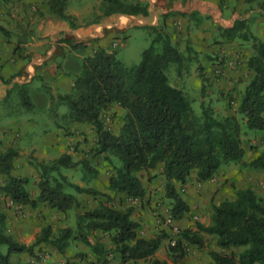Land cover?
Masks as SVG:
<instances>
[{"label": "trees", "instance_id": "obj_1", "mask_svg": "<svg viewBox=\"0 0 264 264\" xmlns=\"http://www.w3.org/2000/svg\"><path fill=\"white\" fill-rule=\"evenodd\" d=\"M67 3L68 0H50L49 8L74 26L73 17L65 11ZM103 6L105 14L115 11L149 13L148 3L142 0H103ZM146 26L155 31V36L150 46L143 50L137 65L127 67L119 61L115 51L98 48L84 57L72 90L59 97L67 104L71 121L93 125L97 134L95 152L104 153L112 162L113 171L106 187L115 194L142 199L146 188L139 172L156 168L162 162L171 216L180 220L190 211V204L177 183L185 184L193 176L199 181H207L223 164L242 160L245 155L242 124L235 115L215 116L210 106H203L200 114L194 111L190 99L181 88L170 83L166 73L171 62L181 67L184 54L163 26ZM247 27V19L239 18L223 31L230 40L248 39L247 33L239 32ZM0 31L8 32L1 24ZM251 36L254 52L248 63L254 75L240 97L237 111L249 129L264 130V38L253 33ZM24 96L23 101L30 104L28 96ZM115 104L123 109V122L118 133L110 130L103 118L104 112ZM18 154L13 146L0 151V173L6 176L0 184V264H15L13 254L32 252L34 246L41 243H52L64 251L75 236L89 244L97 261L103 264H109L116 256L120 263L143 259L149 261L148 264H166L165 260L154 256L164 236H141L140 223L132 217V208L110 205L109 199L79 211L78 235H74L73 228L67 227L54 237L52 227L46 225L32 244L19 242L6 232L8 213L1 205L2 195L18 206L37 207L43 203L66 212L81 208L76 195L67 190L68 186L92 195H97L99 190L68 181L65 175L59 178L54 173H60L62 167L77 164L70 153H63L50 162L38 163L40 189L33 196L28 188L30 178L12 173ZM110 155L116 156L119 163L111 160ZM82 164L86 166L89 162L83 160ZM244 165L264 169V150ZM213 208L212 224L197 223V227L199 231L216 236L221 250L211 251L214 264H264V199L251 187H236L233 199H224ZM96 231L108 234L111 244L101 241ZM187 243L202 245L203 239L199 232L183 230L182 236L170 246L176 264H189L186 261ZM3 246L7 248L6 252L2 250Z\"/></svg>", "mask_w": 264, "mask_h": 264}, {"label": "rangeland", "instance_id": "obj_2", "mask_svg": "<svg viewBox=\"0 0 264 264\" xmlns=\"http://www.w3.org/2000/svg\"><path fill=\"white\" fill-rule=\"evenodd\" d=\"M241 4L239 7L240 17L247 19L248 27L239 32L247 33L248 39L238 37L230 40L219 22H213L204 16H200L201 19L196 17V21L204 24L207 34H200L198 30L192 28L185 35L181 27L173 25V23L174 32L170 30L168 24L163 25V28L174 38V44L184 54L181 67H178L177 63L171 62L166 68L170 83L184 91L190 99L194 111L198 114L201 113L203 106H210L214 115L219 118L237 116L242 124V141L245 147V155L242 160L223 164L211 179L202 182L193 176L185 184L177 183L182 196L190 204V211L183 218L175 220L174 223L168 222V217L171 216V203L170 199L166 197V179L162 173V162L156 168L139 172L146 188V195L142 199H132L124 193L115 194L106 187L108 177L113 171L112 162L106 158L104 153L95 152L97 134L91 124L90 131L86 129L78 131L77 135L80 136V139L69 145V152L67 149L48 160L39 159L32 152H29L24 158L23 154L21 155L18 151L19 154L12 173L27 175L30 178L28 188L33 196L37 195L40 189L38 186L40 181L38 163L40 161L50 162L63 153H70L77 164L70 168L62 167L61 174L54 173L59 178L65 175L68 181L81 186L94 187L99 190V193L92 195L77 192L73 187L68 186L67 190L76 195L81 203V208H71L66 212L53 209L45 204L42 205L43 209H31L27 205L18 206L12 204L2 195L1 205L8 213L6 232L12 234L19 242L26 244H32L46 225L52 227L54 237L67 227L73 228L74 235H78L77 215L79 211L91 209L97 206L101 200L109 199L110 205L132 208V217L135 220L137 218L140 223L139 234L141 236L152 237L159 234L164 236L163 243L154 256L165 260L166 264H176L171 255L170 246L176 243L185 229L199 232L203 239L202 245L186 244V261L189 264H214L211 251L221 250L217 246L216 236L199 231L197 223L212 224L213 205L227 198L233 199L236 187H251L259 197L264 199V169H255L244 165L245 161H249L264 150V130L249 129L242 115L237 111L240 97L254 75L248 63L249 57L254 52V40L251 35L253 33L259 38H264V0H247ZM96 8H99L100 12L106 11L105 6L101 4H97ZM118 36L121 39L127 38V42L125 45L111 46L112 50H115L116 56L122 64L130 67L140 62L142 52L150 46L155 31L146 25H131L126 31L120 32ZM34 93L35 91L31 93L26 86L16 85L9 92V101L19 100L25 109V117L34 120L33 128L38 129L43 128L42 124L46 121V119L44 120L43 105L35 106L30 110V104L23 101L24 95L28 96L27 94H29L33 99L32 94ZM52 107L53 111L67 110L65 118L60 119L61 125L66 127V124L72 122L67 115L68 106L59 95L53 96ZM122 114L123 109L117 104L103 114L107 127L115 133L119 132L122 125ZM8 117L12 116L8 115ZM7 119V117H2L0 126L3 120ZM66 131L72 133L69 127L66 128ZM6 148L4 147L0 151H4ZM110 156L111 160L119 163L116 156ZM23 158L30 164L26 170L20 168L24 162ZM83 160H87L89 164L84 166ZM5 180V174L0 173V184ZM114 194L115 196H112ZM96 235L107 245L111 244L108 234L96 231ZM2 250L6 252L7 248L3 246ZM12 259L15 264H71V262L103 264L97 261L92 247L78 236L71 237L64 251H60L52 243H41L34 246L32 252L24 251L13 254ZM148 263L149 261L141 259L123 264ZM109 264L122 263H118L114 258Z\"/></svg>", "mask_w": 264, "mask_h": 264}, {"label": "crops", "instance_id": "obj_3", "mask_svg": "<svg viewBox=\"0 0 264 264\" xmlns=\"http://www.w3.org/2000/svg\"><path fill=\"white\" fill-rule=\"evenodd\" d=\"M49 1L0 0V24L8 31H0V119L8 118L0 126V149L13 146L24 158L32 152L45 160L62 153L79 140V130L90 131L92 128L90 123L78 121L64 127L60 119L65 118L67 110L52 109L53 96L72 90L86 55L93 54L98 48L111 52L115 51L113 46L125 45L127 38L121 39L118 35L131 25L168 24L174 32L175 24L185 35L192 28L200 34H207L204 24L196 21V17L201 19L204 16L219 22L224 28L230 27L241 18V3L247 2L142 0L149 6V13L143 15L122 11L105 14L96 8L97 4L103 5V0H68L65 11L73 17V26L67 19L51 12ZM171 39L174 43L172 36ZM16 85L28 87L31 93L35 91L33 99L27 94L30 110L43 105L46 119L43 128H33L35 121L25 117V109L19 100L9 101V92ZM67 127L71 134L66 131ZM23 161L20 168L26 170L30 164L26 159ZM42 205L27 206L43 209ZM116 259L120 263L118 256Z\"/></svg>", "mask_w": 264, "mask_h": 264}, {"label": "built area", "instance_id": "obj_4", "mask_svg": "<svg viewBox=\"0 0 264 264\" xmlns=\"http://www.w3.org/2000/svg\"><path fill=\"white\" fill-rule=\"evenodd\" d=\"M168 222H170V223H174L175 220L172 218V216H169V217H168Z\"/></svg>", "mask_w": 264, "mask_h": 264}]
</instances>
